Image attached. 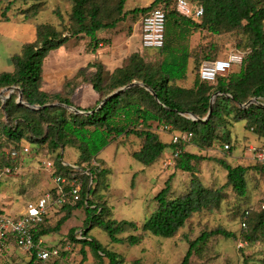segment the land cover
Listing matches in <instances>:
<instances>
[{
	"label": "trees",
	"instance_id": "obj_1",
	"mask_svg": "<svg viewBox=\"0 0 264 264\" xmlns=\"http://www.w3.org/2000/svg\"><path fill=\"white\" fill-rule=\"evenodd\" d=\"M197 1L204 6V14L199 21L177 11L176 0H154L148 6H138L131 10L124 9L126 0H119L113 8L105 7L107 0H70L72 4L70 22L68 25L63 24V26L67 25L68 34L62 33L53 24H37L36 38L24 43L21 51L11 57L14 70L0 72V89L9 86L19 87L23 100L31 105L42 106L59 101L85 111L94 110L106 96L134 81L146 85L135 84L112 95L100 108L87 115L70 112L60 105L33 109L18 103L16 92L11 94L5 103L0 100V116L3 117L0 122V184L4 173L15 172L19 166L16 156L5 154L4 144L12 142L17 143L18 146L23 140L46 144L52 152L60 150L61 152H58L56 158L52 160L51 176H64L69 181L76 178L81 184L79 199L73 204L66 203L61 207H66L68 211L56 226L47 228L49 212L43 222L34 226L35 241L44 240L43 238L50 233L60 231L75 210L85 207L83 237L78 239L74 228L69 231L70 240L83 245L81 248L83 258L79 264H83L87 259L85 246H90L94 251L98 264L103 263V256L108 258L109 264H123V256L109 250L95 238L88 237V231L92 227L99 225L108 232L113 242L127 241L130 245L140 244L144 235L148 233L172 238L195 214L204 210L209 212L218 210L224 198L225 186H232L241 196L247 194L246 173L249 166H232L219 159L218 161L227 170L228 180L226 185L211 188L202 183L195 174L193 161L201 159L202 156L185 150V144H182V152L173 167L193 174L190 188L186 193L173 195L170 176L165 186L155 196L158 203L157 210L141 226L134 221L109 218L108 208L93 200L97 184L101 176L106 175L107 172L98 156L118 137L135 135L141 140L140 148L133 151L132 155L145 166L160 161L166 150L174 146L160 138L153 127L154 123L168 126L174 132H191V139H194L200 148L211 146L216 138L226 141L229 145L231 134L230 130H226V124L235 107L234 116L237 121L245 119L246 129L253 131L259 139L264 140V106L254 103L244 108L236 106L246 103L251 97L264 100V0ZM156 8H162L166 12L165 44L156 51L162 54L161 60L147 61L140 51H133L124 65L112 71H106L102 62L92 61L64 83V92L50 93L43 89L46 57L51 51L63 46L70 37L87 36L90 51L96 53L102 43L99 31L116 28L129 14L141 13L144 17ZM200 29L211 34L236 29H242L246 33L247 49L237 71L230 72L233 65L227 74L219 75L213 82L201 79L200 68L203 61L214 60L219 56L211 48L205 51L204 56H199L197 54L199 50H195L196 46L189 45L188 39L191 34ZM191 57H194L197 74L193 84L186 87L178 82L186 80ZM85 83L97 95L96 103L90 107L78 105L75 98L79 87ZM146 87L156 92L158 98ZM216 91L221 95L215 97L212 115L207 121L192 120L186 116L188 112H192L203 119L209 112L211 97ZM218 127L226 131L220 133ZM67 146L78 149L85 164L65 163L63 157ZM14 149L18 150L17 147H13L12 150ZM93 161L96 164H93ZM256 161L260 165L258 167L264 171L263 164ZM74 166H78L79 169ZM70 188L71 186L66 184V191ZM49 191L56 196L57 188ZM262 203L259 212L254 215L258 217L255 229L264 228ZM254 212L252 208H245L242 220L246 223L245 227L242 226L244 230L248 229V223ZM0 214L4 213L0 210ZM125 231L135 233L123 238L119 237ZM216 235L227 238L237 237L235 232L222 226L203 230L195 239L188 240V249L179 264H191L193 256L200 254L210 238ZM244 238L249 241L254 240L253 236L247 233L244 234ZM10 240L13 239L8 238L4 244V240L2 243L0 239V247ZM46 242L44 241L45 245L57 246ZM67 252L68 250H64L61 252V257H52L47 262L37 257L36 250L27 253L30 254L29 264H56L63 256L67 259L69 256ZM139 262L140 259H137L133 264Z\"/></svg>",
	"mask_w": 264,
	"mask_h": 264
},
{
	"label": "rangeland",
	"instance_id": "obj_2",
	"mask_svg": "<svg viewBox=\"0 0 264 264\" xmlns=\"http://www.w3.org/2000/svg\"><path fill=\"white\" fill-rule=\"evenodd\" d=\"M118 1L107 0L105 7L113 8ZM144 3H146L144 0H126L124 9L131 10L138 6H143ZM71 10L72 4L70 0H0V72L14 70L11 57L21 51L24 43L31 42L36 38L37 24H53L62 33L68 34L66 27L70 22ZM142 16L141 13L137 15L129 14L116 28L99 31L102 43L97 50L101 51L104 60L107 61V58H109L110 62L113 56L111 54H114V51H122L124 46L123 39L131 33L133 27H138L135 21H139L141 26ZM62 18L63 21H61ZM63 24L67 25L63 26ZM114 39L117 42L115 45L113 44ZM188 42L192 47L196 46L195 50H199L197 53L199 56H204L205 51L211 48L216 55L228 57L230 53H245L248 38L242 29L220 34H211L200 29L191 34ZM90 49L89 38L82 36L79 38L70 37L67 49L53 50L49 55V59H47L49 61L47 63L50 66L47 64L46 67L47 76L45 82H43L44 89L50 93L64 92L62 85L59 83L60 70H53L55 67L54 62L59 59V56H62L60 59L65 66L70 67L72 64L85 65L93 54H97V51L93 53ZM139 51L147 61L156 62L161 60L162 54L156 52L159 49L149 48L140 49ZM125 55L126 53H122L118 59L122 62L121 65L126 63L129 56L128 53ZM92 59L102 62L99 58L92 57ZM109 62L107 65L103 64L106 71H112L107 69L108 66L114 67V63ZM56 64L58 65L57 62ZM53 65L54 67H52ZM64 65H58L57 68L59 66L64 67ZM239 66L240 64L236 63L230 72L238 69ZM76 73L64 77L63 82L72 79ZM196 74L195 64L191 61L188 66L187 84H192ZM4 88H1L0 91ZM13 93L17 95L18 101L20 92L15 90ZM4 94L7 95L9 93L5 92ZM253 98L255 97H251L248 101ZM8 99L5 101L0 100L5 103ZM258 100L264 103V100ZM53 103L60 105L57 103L61 102L55 101ZM60 106L73 112L65 105ZM236 106L247 107L241 104H236ZM29 107L37 109L35 106ZM233 108L235 109V107ZM234 109L226 124V130H230L231 134L229 148L225 147L226 141L217 138L213 140L211 146L203 148L198 147L195 140L191 139L184 143V148L202 156L201 159L193 161L195 174H197L202 183L211 188L226 185L228 180L227 170L218 161L219 159L226 161L232 166H249V170L246 173L248 187L245 196L239 195L233 190L232 186H225L223 190L224 198L218 210L214 212L204 210L195 214L187 221L185 227L172 238L148 233L144 235L138 245H130L127 241L118 243L113 242L108 232L99 225H95L88 231V237L95 238L109 250L123 256V264H133L137 259H140L139 264H179L188 249L189 239H195L203 230L222 226L229 231L235 232L237 237L213 236L200 254L197 253L193 256L191 264H264V228H254L258 220V217H254V215L259 212L260 204L264 201V171L258 167L260 165L255 159L256 151L254 148L263 146L264 140L259 139L253 131L246 129L245 119L237 121L234 116L236 114ZM186 116L191 118L189 114ZM0 118L1 122L3 117L0 116ZM153 127L163 141L169 140L168 143H172L171 135L179 132H174L170 128L165 129L164 125H158L157 123H154ZM226 130L218 127V132L220 133ZM140 146L141 140L135 135L127 137L123 135L108 145L99 155L107 172L106 175L101 176L96 192L93 195V200L107 207L109 218L113 220H128L142 224L146 219L150 218L158 207L155 196L165 186V182L170 176L172 177L173 195L186 193L190 188V182L193 177L191 172L183 171L173 166L169 169H163L159 160L150 166H145L132 155V152L138 150ZM13 147L18 149L16 158L19 166L15 172L4 173L1 177L0 210L11 217H18L24 212L27 201L37 199L54 187L53 176H51V171L45 168L44 162L49 159H55L57 153L61 151L55 150L52 152L46 144L23 140L18 146L17 143L6 142L3 147L5 154L13 156ZM22 147H28L29 151L23 152L21 150ZM171 152V147L166 150L167 154ZM80 155L78 149L67 146L64 150L63 159L66 161L65 163L70 165L76 162L85 164V162H82ZM255 164L258 165L255 166ZM245 208L255 210L248 223L247 230H244L241 225ZM67 211L66 207L51 208L47 228L56 226L57 222ZM85 218V207L78 208L63 224L60 231L50 233L47 236V239H49L46 243L48 244L60 246L63 250L69 246L67 259L70 258V261L63 256L56 264H65L66 262L79 264L82 261L81 248L83 245L70 240L69 231L74 228L76 236L77 233L82 232ZM132 233L135 232L125 231L119 237L123 238ZM245 233L252 235L254 240H246L244 238ZM84 250L87 259L83 264H98V259H96L91 247L85 246ZM29 257L30 254L19 248L13 240L0 247V264L5 261L29 264ZM103 258L102 264H109L108 258L105 256Z\"/></svg>",
	"mask_w": 264,
	"mask_h": 264
},
{
	"label": "built area",
	"instance_id": "obj_3",
	"mask_svg": "<svg viewBox=\"0 0 264 264\" xmlns=\"http://www.w3.org/2000/svg\"><path fill=\"white\" fill-rule=\"evenodd\" d=\"M176 10L186 17L199 21L204 14V6L202 3L192 0H176ZM141 47L143 49H160L165 44V29H166V12L162 8L153 9L150 13L145 15L141 22ZM244 58V53H230L228 57H221L214 60L203 61L200 68V77L206 81H215L219 75L227 74L233 65L236 63L241 64ZM165 129H169L165 126ZM192 133H179L175 132L171 135L172 147L171 153H166L161 158V167L163 169H169L173 166L175 160L180 156L182 152L181 145L190 141ZM225 147L229 148L226 144ZM23 152H28V147H22ZM255 159L260 161L264 166V145L258 148H254ZM18 154L17 150H12V155L15 157ZM96 164L95 161L92 162ZM47 170H52L53 161L51 159L44 162ZM78 168V166H74ZM8 172V171H7ZM53 182L55 185L53 188H57L56 196L51 191L45 192L43 195L35 200L28 201L25 205V210L18 217H11L6 214H0V239L2 243L8 238H12L16 245L25 250L26 252L36 250L37 257L43 262H47L52 257H61V252L68 250L67 246L64 250L60 246H48L45 245L44 240L39 239L35 241L33 228L37 223H41L45 220L46 215L53 207H62L66 203L73 204L79 199V192L81 184L77 179L69 181L64 176H53ZM91 183V182H90ZM71 186L69 191H66L65 186ZM72 196V198H71ZM264 208V201L262 203ZM242 226H246L245 221L242 222ZM78 238H82V232L77 233ZM4 264H15L10 261H5ZM66 264H73L67 262Z\"/></svg>",
	"mask_w": 264,
	"mask_h": 264
},
{
	"label": "crops",
	"instance_id": "obj_4",
	"mask_svg": "<svg viewBox=\"0 0 264 264\" xmlns=\"http://www.w3.org/2000/svg\"><path fill=\"white\" fill-rule=\"evenodd\" d=\"M146 3H144V5L143 6H140V7H144V6H148L151 2H153L154 0H144ZM136 23H137V26L138 27H133L132 28V31H131V33L125 38V39H123V43H124V46H123V48H122V51H120V50H116V51H114L113 53L114 54H111V60H110V62L113 64L114 63V67H110V66H108V68L107 69H110V70H114L115 68H117V67H120V66H122L121 65V63L122 62H120V60H118L119 58H120V56L122 55V53L124 54V53H126V55H127V53L128 54H130L131 52H133V51H139L140 49H143L142 47H141V26H140V22L139 21H135ZM99 37H101L100 36V34H99ZM117 42H116V40L114 39V41H113V44L115 45ZM69 44V40L63 45V46H61L59 49H58V51L61 49V48H65V49H67V45ZM117 49V48H116ZM57 50V49H56ZM52 52V51H51ZM50 52V53H51ZM50 53L48 54V56L46 57V59H45V61H44V72H43V82H45V78H46V67H47V62H49V61H47V59H49V55H50ZM120 54V55H119ZM125 55V56H126ZM60 57H62V56H59V59L58 60H56L54 63V65H55V67H54V65L52 66V67H54V71L55 70H57V69H59L60 71H59V79H60V81H59V83L62 85L61 87L63 88V86H64V83L66 82H63V80H64V77H66V76H68V75H70V74H75L76 72H78V70L79 69H81V68H84L85 66H87L88 65V63L89 62H92V61H94V59H92V57H95V58H99L101 61H102V63L103 64H105V65H107L108 64V62H109V58H107V61L106 60H104V58H103V55L101 54V51H98L97 50V54H93L92 55V57L91 58H89L88 59V61L86 62V64L85 65H80V66H78V65H74V64H72V66H65L63 63H62V61H61V59H60ZM220 57V56H219ZM221 58V57H220ZM191 61H193L194 62V64H195V61H194V57H191L190 58V60H189V64H190V62ZM56 62L58 63V65H64V67H61V66H59V68H57L58 67V65L56 64ZM109 62V63H110ZM61 63V64H60ZM189 64H188V66H189ZM48 66H50L49 64H48ZM78 66V67H77ZM238 70V69H237ZM236 70V71H237ZM187 76H188V69H187ZM187 79V78H186ZM69 80V79H68ZM194 81V80H193ZM178 84H180V85H182V86H186V87H190L192 84H193V82H192V84L191 85H189V84H187V82H186V80H183V81H179L178 82ZM43 89H44V87H43ZM45 90V89H44ZM45 91H47V90H45ZM57 92H59V91H57ZM78 94H77V97H76V101H77V103H78V105H80V106H82V107H90V106H93L95 103H96V101H97V95L91 90V88L89 87V85L88 84H83V85H81L80 87H79V91L77 92ZM85 111V110H84ZM167 134V133H166ZM169 135V134H168ZM161 138V137H160ZM164 142H169V140L168 141H164ZM166 153V152H165ZM165 153H164V155H165ZM100 155V154H99ZM98 159L100 160V162H102V160L99 158V156H98ZM139 226H141V224H138ZM44 239V241H47L48 239H47V237H44L43 238Z\"/></svg>",
	"mask_w": 264,
	"mask_h": 264
},
{
	"label": "water",
	"instance_id": "obj_5",
	"mask_svg": "<svg viewBox=\"0 0 264 264\" xmlns=\"http://www.w3.org/2000/svg\"><path fill=\"white\" fill-rule=\"evenodd\" d=\"M135 84H138V85H142V86H146L145 84H143L142 82H138V81H134V82H132V83H130V84H128V85H126V86H124V87H121V88H119L118 90H116L115 92H113V93H111V94H109L108 96H106L99 104H98V106L94 109V110H89V111H84V110H80V109H78L77 107H75V106H71V105H66V104H64V103H57V104H60V105H65V106H67L69 109H71L74 113H80V114H91V113H93L94 111H96L98 108H100L112 95H114V94H117V93H119V92H121V91H124L125 89H127V88H130L131 86H133V85H135ZM149 91H151L152 92V94H154V96L156 97V98H158L157 97V94H156V92H154L152 89H150V88H148V87H146ZM15 90H18L19 92H20V96H19V99H18V103H20V104H26V105H28V106H35L37 109H40V108H44L45 106H53V105H56L55 103H49V104H45V105H42V106H40V105H31L30 103H28V102H25V101H23V97H22V92H21V90H20V88L19 87H17V86H9V87H6V88H4L2 91H0V99H2L3 101H5L6 99H8L10 96H11V94L15 91ZM5 92H8L9 94H7V95H5L4 93ZM219 94H221L220 92H216L212 97H211V103H210V108H209V112H208V115L204 118V119H200L198 116H196L194 113H192V112H188V114L191 116V118L193 119V120H203V121H207L209 118H210V116L212 115V111H213V104H214V98L217 96V95H219ZM228 96H230L229 94H228ZM260 104V105H263L264 106V103H261V102H259V100H258V98H253V99H251V100H249L246 104H241L242 106H249L250 104Z\"/></svg>",
	"mask_w": 264,
	"mask_h": 264
}]
</instances>
